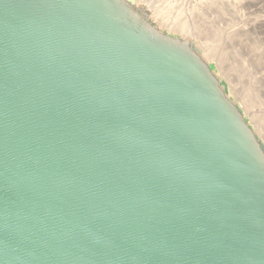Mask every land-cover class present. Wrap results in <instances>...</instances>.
<instances>
[{"label":"water","instance_id":"obj_1","mask_svg":"<svg viewBox=\"0 0 264 264\" xmlns=\"http://www.w3.org/2000/svg\"><path fill=\"white\" fill-rule=\"evenodd\" d=\"M0 264H264L260 146L121 0H0Z\"/></svg>","mask_w":264,"mask_h":264},{"label":"rangeland","instance_id":"obj_2","mask_svg":"<svg viewBox=\"0 0 264 264\" xmlns=\"http://www.w3.org/2000/svg\"><path fill=\"white\" fill-rule=\"evenodd\" d=\"M156 38L186 46L264 156V0H121Z\"/></svg>","mask_w":264,"mask_h":264}]
</instances>
